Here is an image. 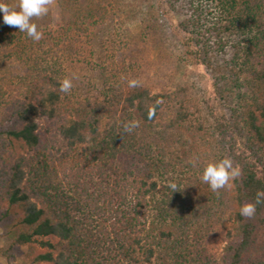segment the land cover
<instances>
[{
    "label": "trees",
    "instance_id": "1",
    "mask_svg": "<svg viewBox=\"0 0 264 264\" xmlns=\"http://www.w3.org/2000/svg\"><path fill=\"white\" fill-rule=\"evenodd\" d=\"M56 1V27L49 15L33 18L43 32L38 42L3 24L0 13V45L26 69L0 75V221L14 222L7 233L10 249L29 246L32 264H156L160 253L161 264H264V203L253 217L240 215L264 192V0H183L189 17L182 28L199 48L188 45L195 63L213 70L215 60L234 49L218 64L214 81L226 114L212 115V121L184 89L154 94L128 84L125 95L119 80L104 77L108 88L93 108L77 100L73 87L62 92L67 75L61 58L112 11L91 0ZM121 103L139 127L125 132L118 125L120 132L114 128L97 143L102 110ZM185 135L191 138L185 159L194 151L199 167L207 164L205 157L230 158L240 168L229 185L208 194L209 209L169 194L152 202L157 168L171 165L164 156L176 153ZM139 144L147 148L143 159L129 153ZM150 150L157 155L148 158ZM112 178H118L113 185ZM90 204L99 222L87 210ZM223 216L230 223L225 245L219 261L209 260L199 239ZM0 256L9 257L1 250Z\"/></svg>",
    "mask_w": 264,
    "mask_h": 264
},
{
    "label": "rangeland",
    "instance_id": "2",
    "mask_svg": "<svg viewBox=\"0 0 264 264\" xmlns=\"http://www.w3.org/2000/svg\"><path fill=\"white\" fill-rule=\"evenodd\" d=\"M91 1L107 6L112 11L108 21L99 26L88 40L81 44L78 43L77 50L69 54L70 56L60 60V66L67 78L72 80L74 95L83 106L90 105L93 108L94 105L101 104L104 99L102 91L108 88L103 80L104 77H110L123 84L125 95L130 90L128 84L131 80L138 81V86L148 88L154 94L177 92L184 89L192 104L198 105L203 117L207 120L212 121V115L226 114L219 104L214 81L218 64L223 62L222 59L229 60L234 49L230 48L225 56L215 60L213 70H207L203 65L195 63V58L189 55L188 45L193 51L199 48L191 41L190 33L182 28V24L189 17L185 15L181 7L183 0ZM46 15L50 16L53 27L59 24L60 9L56 0H51ZM25 70L24 65L16 59L11 48L0 45V75H23ZM73 106L75 110L82 111V107L78 104ZM92 108L86 107L89 112ZM111 109V112L107 111L109 109L102 110L99 132L95 136L97 143L101 142L105 135L114 128L120 132L118 125L132 121L128 113H123V103L114 104ZM118 137L120 138V134ZM184 137L183 146H178L175 149L176 153L168 154V157L164 156L166 162L171 165L165 167L162 164L157 168L154 180L158 183V192L152 202H162L169 194L186 204L191 198L196 199L206 204L205 206L209 209L211 197L208 194L218 191H213L208 184L202 181L201 170L204 167H199L200 160L196 159L197 154L194 151L189 158H184L183 153L190 148L188 144L190 137L187 135ZM117 145L120 147L121 143ZM142 146L144 145H136L134 149H129V153H137L138 157L143 159L147 148ZM151 153L153 156H150ZM150 155L148 158L157 154L150 150ZM204 161L210 162L205 157ZM188 163L193 165L191 169L186 167ZM116 180L112 178L111 184H115ZM169 182H175L179 190L172 192L168 187ZM200 190L203 191L200 192ZM132 200L130 198L128 201L131 203ZM87 210L93 216L94 221L99 222L102 219L99 215L93 214V205L90 204ZM203 212L206 213V211ZM13 223L11 218L0 221V250L9 256L8 258L0 256V264H32L29 246L10 249L11 240L7 233ZM229 226L228 217L223 216L222 221L208 228L203 240L199 239L209 260L219 261ZM160 257L161 253L155 258L156 264L162 263Z\"/></svg>",
    "mask_w": 264,
    "mask_h": 264
},
{
    "label": "clouds",
    "instance_id": "3",
    "mask_svg": "<svg viewBox=\"0 0 264 264\" xmlns=\"http://www.w3.org/2000/svg\"><path fill=\"white\" fill-rule=\"evenodd\" d=\"M51 0H18L15 5H10L5 0H0V13L3 14V24L18 28L19 32L25 33L28 38L33 41H40L43 32L38 30V26L33 22V18H39L46 15L49 11ZM138 81H129V87H136ZM72 80L65 78L60 85L62 92H69ZM153 113L150 111L149 118ZM139 127V121H130L124 124V131L131 132ZM240 175L239 166H233L230 158L210 161L207 163L201 175L204 183L208 184L213 191L224 188L229 182ZM168 187L172 192L179 190L175 182H169ZM264 203V192H257L254 203H247L240 208V215L251 218L256 214L257 205Z\"/></svg>",
    "mask_w": 264,
    "mask_h": 264
}]
</instances>
